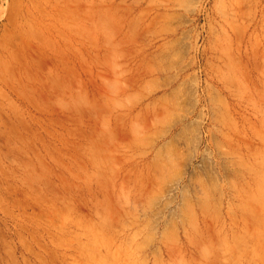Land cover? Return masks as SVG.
I'll return each instance as SVG.
<instances>
[{
    "label": "rangeland",
    "instance_id": "374dc122",
    "mask_svg": "<svg viewBox=\"0 0 264 264\" xmlns=\"http://www.w3.org/2000/svg\"><path fill=\"white\" fill-rule=\"evenodd\" d=\"M50 1L67 40L0 148V264H264V0Z\"/></svg>",
    "mask_w": 264,
    "mask_h": 264
},
{
    "label": "bare ground",
    "instance_id": "6f19581e",
    "mask_svg": "<svg viewBox=\"0 0 264 264\" xmlns=\"http://www.w3.org/2000/svg\"><path fill=\"white\" fill-rule=\"evenodd\" d=\"M57 6L50 0L12 2L0 13L6 20L0 39V148L21 139L37 91H48L44 60L50 51L60 53L67 40Z\"/></svg>",
    "mask_w": 264,
    "mask_h": 264
}]
</instances>
